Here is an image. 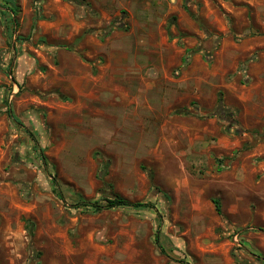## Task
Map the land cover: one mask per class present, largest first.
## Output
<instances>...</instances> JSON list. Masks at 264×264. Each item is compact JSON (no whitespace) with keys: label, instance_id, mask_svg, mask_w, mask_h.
<instances>
[{"label":"rangeland","instance_id":"obj_1","mask_svg":"<svg viewBox=\"0 0 264 264\" xmlns=\"http://www.w3.org/2000/svg\"><path fill=\"white\" fill-rule=\"evenodd\" d=\"M7 2L0 264H264V0H12L14 17ZM145 30L178 40L171 76L191 79L131 141L86 100ZM110 193L153 207L74 208Z\"/></svg>","mask_w":264,"mask_h":264},{"label":"crops","instance_id":"obj_2","mask_svg":"<svg viewBox=\"0 0 264 264\" xmlns=\"http://www.w3.org/2000/svg\"><path fill=\"white\" fill-rule=\"evenodd\" d=\"M145 33L146 35L141 36L140 40H135V44L131 42L117 46L118 51L123 52L124 60L114 62V65L106 70L103 76L99 77L100 86L95 90L89 89L86 100L89 107L97 103L100 117H119L118 124L123 127L122 130L126 134L125 138H129L131 141L138 140L133 130L139 122H145L146 125L151 123L155 116H169L171 108L175 106L177 100L185 95L186 84L191 79L188 77L190 72L184 70L178 78L171 76V70L182 65L185 57V50L179 49L176 45L178 40L174 39L173 42H170L168 38V42L162 40L160 44L155 45L150 42L147 34L149 32L145 30ZM115 49L116 47L107 48L105 46L100 47L98 52L102 54L111 52L112 54L116 52ZM141 49L146 50L147 55H150L149 52L153 55L151 57L145 56L144 53L138 52ZM171 50L177 56V59L175 58L173 61H169L166 56V53H170ZM156 76L164 79L163 85L159 83L157 86L154 83L152 79ZM193 79L198 81L202 78ZM194 87L195 90H200L199 83L195 84ZM197 97L199 98V96ZM157 98H160L161 101H157ZM139 117L146 119L139 121ZM101 125L99 126L101 127ZM99 131L101 136H105V129L99 128ZM148 133L150 131H145L146 136ZM109 137L111 138L110 135Z\"/></svg>","mask_w":264,"mask_h":264},{"label":"trees","instance_id":"obj_3","mask_svg":"<svg viewBox=\"0 0 264 264\" xmlns=\"http://www.w3.org/2000/svg\"><path fill=\"white\" fill-rule=\"evenodd\" d=\"M7 3H10L12 5V9H9V11L11 13H13V17H14V13H16V6L15 4L12 2V0H8ZM12 19V22H14L13 18ZM187 62V58L184 57L183 58V63H186ZM106 169H107V165L105 167V170L103 172V175H106ZM102 175H100V178L102 179ZM151 179H152V176H151ZM56 183V181H55ZM56 185V184H55ZM58 186L56 185V194L58 197H61V192L59 191V189L57 188ZM158 191V190H157ZM214 204L216 205V210H217V213L219 215H222V212H221V205H220V202L218 200H214L213 201ZM81 207H84V208H93L95 211L99 212V211H102V210H111V209H117V208H121V207H127V208H135V209H144V208H150V207H153L151 203L149 202H146V203H142V202H132L124 197H122L121 195H118L116 193H110V194H105L103 195L99 200H96V201H85V202H81V203H77L74 208H81ZM29 231L32 235L33 233V226L30 225L29 226ZM33 236V235H32ZM159 241V236L157 235L156 236V242Z\"/></svg>","mask_w":264,"mask_h":264}]
</instances>
